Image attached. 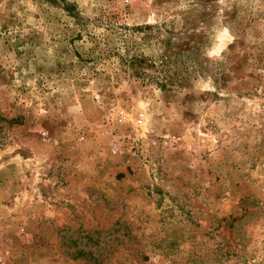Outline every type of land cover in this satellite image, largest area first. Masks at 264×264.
<instances>
[{
  "label": "rangeland",
  "instance_id": "obj_1",
  "mask_svg": "<svg viewBox=\"0 0 264 264\" xmlns=\"http://www.w3.org/2000/svg\"><path fill=\"white\" fill-rule=\"evenodd\" d=\"M0 264H264V0H0Z\"/></svg>",
  "mask_w": 264,
  "mask_h": 264
},
{
  "label": "built area",
  "instance_id": "obj_2",
  "mask_svg": "<svg viewBox=\"0 0 264 264\" xmlns=\"http://www.w3.org/2000/svg\"><path fill=\"white\" fill-rule=\"evenodd\" d=\"M126 115L125 113H122V111L120 112V117H119V120L122 121V120H125L126 119ZM144 121V113L143 112H139L136 116V118L134 119V122L135 124L137 125H140L142 124Z\"/></svg>",
  "mask_w": 264,
  "mask_h": 264
}]
</instances>
